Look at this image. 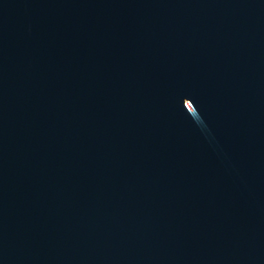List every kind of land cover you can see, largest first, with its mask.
Returning a JSON list of instances; mask_svg holds the SVG:
<instances>
[{
    "label": "water",
    "instance_id": "1",
    "mask_svg": "<svg viewBox=\"0 0 264 264\" xmlns=\"http://www.w3.org/2000/svg\"><path fill=\"white\" fill-rule=\"evenodd\" d=\"M0 264H264V0H0Z\"/></svg>",
    "mask_w": 264,
    "mask_h": 264
}]
</instances>
